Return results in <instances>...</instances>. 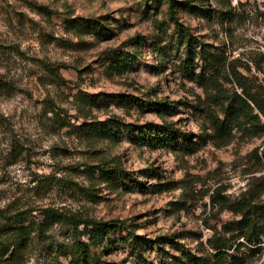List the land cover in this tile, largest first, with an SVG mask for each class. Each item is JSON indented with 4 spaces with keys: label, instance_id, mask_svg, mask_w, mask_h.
<instances>
[{
    "label": "rangeland",
    "instance_id": "374dc122",
    "mask_svg": "<svg viewBox=\"0 0 264 264\" xmlns=\"http://www.w3.org/2000/svg\"><path fill=\"white\" fill-rule=\"evenodd\" d=\"M231 70L264 101V0H0V239L29 230L14 264H176L236 232L210 198L264 202V113L224 112Z\"/></svg>",
    "mask_w": 264,
    "mask_h": 264
},
{
    "label": "trees",
    "instance_id": "16d2710c",
    "mask_svg": "<svg viewBox=\"0 0 264 264\" xmlns=\"http://www.w3.org/2000/svg\"><path fill=\"white\" fill-rule=\"evenodd\" d=\"M231 76L234 77L241 92H235L232 102L224 109V112L237 119L240 116H246L247 111L254 105L264 113V101L259 98V92L255 93V89L249 86L246 79L236 70H231ZM213 124L219 132L227 134L223 121L214 119ZM167 131L174 133L171 128H167ZM260 160L263 162L264 157ZM101 168L104 173L112 171L106 166ZM210 199L214 205H220L228 212L240 216L241 220L234 224L236 232H232L227 227L228 233H232L230 236L215 234L207 240L206 246L202 245L196 253L184 252L176 264H254L263 253L261 245L264 241V202H259L258 198L246 197L237 201H230L228 198ZM80 225H85V232H90V226L94 228L91 232L103 229L102 224L97 222L82 221L77 228ZM9 232V240L0 239V264H14L20 261L27 250L29 230L14 229ZM241 239L243 241H240ZM132 243L136 247H141L139 240Z\"/></svg>",
    "mask_w": 264,
    "mask_h": 264
}]
</instances>
